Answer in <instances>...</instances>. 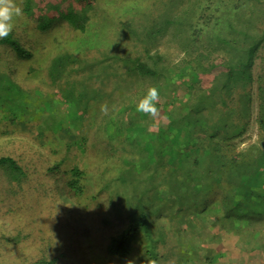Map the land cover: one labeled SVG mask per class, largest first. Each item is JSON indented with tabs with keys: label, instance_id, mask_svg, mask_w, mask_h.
Instances as JSON below:
<instances>
[{
	"label": "rangeland",
	"instance_id": "obj_1",
	"mask_svg": "<svg viewBox=\"0 0 264 264\" xmlns=\"http://www.w3.org/2000/svg\"><path fill=\"white\" fill-rule=\"evenodd\" d=\"M25 1L16 0L23 15L14 18L12 32L23 49L0 45V156H13L24 171L18 181L7 166H0V264H43L41 260L53 261L51 264H127L129 260L134 264L152 260L157 264H256L257 252L249 249L259 245L256 249L263 253L264 237L262 241L258 237L264 236V220L227 218L220 192L206 193L213 180L207 176L219 177L218 171L211 172L199 161L205 143H211L208 128L193 122L186 137L180 130L183 134L176 141L167 136L158 144L156 139L160 130L170 134L178 118L188 128L183 100L188 105L190 99L184 95L202 84L197 80L193 89L189 77L172 74L189 57L183 44L171 38L172 28L149 35L150 27H163L160 14L167 0H96L84 32L74 29L64 17L69 9L80 12L87 0H45L49 4L32 0L31 12L25 10ZM219 2L218 9H230L234 4L232 0ZM42 10L49 11L42 19L48 23L45 28L39 26ZM209 20L198 18L196 24L206 30L214 23ZM202 34L206 42V31ZM70 53L78 60L53 79L52 60ZM112 54L119 57L117 62ZM127 57H140L152 65L158 62L162 74L153 78L131 70L129 61L122 60ZM109 62L113 67L104 69ZM263 62L264 48L256 60V76ZM108 71L112 74L107 75ZM152 86L160 94L156 117L137 111V104ZM254 93L248 130L231 140L242 153L255 152L260 138L257 82ZM104 104L106 113L101 111ZM85 109L91 111L86 120L80 116ZM65 128L75 134L73 144L64 136ZM42 130L46 135H41ZM162 143L166 155L159 177H167V184L150 187L144 195L142 191L150 183L139 181L135 187L132 181H120L125 159L140 161L136 169L141 171L151 161L144 150ZM152 161L158 160L153 157ZM150 166L153 170L155 164ZM73 167L84 173L80 194L68 182L74 176ZM260 175L254 183L264 179V173ZM198 178L204 191L187 182L197 183ZM155 192L171 197L167 203L171 201L173 208L155 200ZM150 198L152 203L146 202ZM139 200L145 202L153 240H147L142 231L133 239L130 255H110L111 237L129 224ZM259 202L263 206L264 199ZM180 204L186 208L179 210ZM196 245L201 247L199 251ZM209 247H213L215 262L204 256ZM227 251L235 261L223 256ZM199 253L203 256L198 259Z\"/></svg>",
	"mask_w": 264,
	"mask_h": 264
},
{
	"label": "trees",
	"instance_id": "obj_2",
	"mask_svg": "<svg viewBox=\"0 0 264 264\" xmlns=\"http://www.w3.org/2000/svg\"><path fill=\"white\" fill-rule=\"evenodd\" d=\"M219 1L223 0H167L165 8L160 14L163 27L159 26L157 28L155 26L148 29L150 30L149 35L153 36L159 33L160 30L165 31L172 28L171 38L183 44L189 57L183 63L185 65L174 67V72L168 67L165 69L170 73L173 72L175 78L189 77L193 81L191 86L193 89V83L197 80L202 82L199 86L195 85L194 91L191 89L192 92L184 95L185 98L187 95L190 99L188 105L183 100L187 112V116L184 118H187L190 123L188 128L185 129L182 118H178L173 123L174 129L171 130L170 134L167 135L165 130H160L156 139L159 141L158 144L160 141H164L167 136H171L176 141L183 134L180 130L187 134L186 137L193 122H196L198 127H207L206 133L209 134L211 143H205L201 150L203 156L199 161L201 160L211 172L218 171L219 177L211 176V173L207 176V178L213 177V180L207 187L206 193L215 195L220 192L222 197L219 200L223 204L225 217L232 218L235 215L238 220L257 218L259 222H263L261 220H264V203L263 206L258 205V203H261L259 201L264 199V179L262 181L257 179L256 183L253 180L262 177L260 173H264V62L257 76L255 75L256 60L261 55V49L264 48V0H232L234 4L230 9L228 7L218 9L222 4ZM95 2L97 1L87 0L83 3L80 12L79 10L71 11L69 9L64 19L74 29L84 32L88 29L87 24L91 19L90 11L95 6ZM46 3L49 4L50 2ZM216 3L219 4L215 7ZM32 7V0H26L25 10L31 12ZM53 13L52 15H55ZM48 14L49 11L47 10L40 12L38 16L39 26L40 24L44 28L48 26V23L46 25L42 21ZM207 17L210 19L207 21L208 23L214 21L212 25L209 24L207 27V29L210 28V32L202 26L198 27V22L196 24L198 18ZM217 18L218 20H216ZM165 24L166 27H164ZM205 31L207 39L206 42H203L205 38L202 33ZM5 44L11 45L17 51L23 49L13 33L5 39H0V45ZM215 52H219V54L213 55ZM111 57L113 62H117V59H119L116 54H112ZM205 58H207L206 62ZM76 60L78 59L72 53L55 57L52 60L50 69L52 78L65 74L67 68L64 67ZM122 60L125 64H128L129 61L131 66L129 64L128 66L131 70L144 75L158 78L162 74V71L158 68V62L152 65L147 61H143L140 57L135 59L127 57L122 58ZM112 67L113 64L109 62L103 68ZM109 74L112 73L108 71L107 75ZM255 82H257V99L259 101L257 120L260 128V138L258 144L254 146L255 152L251 150L242 153V151L239 152L235 149V144L231 140L242 136L248 130L249 118L253 110V99L255 98ZM70 85H75V83L71 82ZM84 91H87V89ZM97 92L99 91L96 90L92 98H96ZM2 94L0 93V95ZM79 100H82V98ZM87 111L85 109L80 114L84 120L91 117V111ZM72 132L68 128L64 129V136L69 138L70 144L75 142L76 137ZM180 132L181 134H179ZM41 135H46L45 130L41 131ZM165 148L163 143L159 147L153 145L151 150L144 147L143 150L146 151L144 156L145 158L149 156L151 161L141 171L136 169L140 165V161L135 162L134 160L125 159V165L118 174L120 181L123 184H129V181H132L135 183V187H137L139 181L150 183L145 186L146 190L142 191L144 195L149 193L150 190L148 189L150 187L165 184L167 177H159L160 169L165 165ZM153 157L158 161L153 162ZM152 164H155L153 170L150 169ZM0 166H7L12 173V178L18 181L21 180V175L24 174L19 161L13 156H0ZM72 169L74 176L68 182L71 189L80 194L83 188L80 182L84 173L79 167H73ZM180 170L182 171V169ZM198 179L197 183L186 181L204 191L203 184H200V178ZM157 195L160 197L158 198ZM157 199L161 200L163 205L166 203L167 206H171V209L173 208L171 201L167 203V200L171 197H164L155 192V200ZM151 201L150 198L146 202ZM144 203L143 200H139L135 204V210L130 214L129 224L111 237L107 247L110 255L119 257L130 255L133 250V239L142 231L146 233L147 240H153L152 222L150 223L149 214ZM184 208H186L184 204L179 205V210ZM161 237L163 238V235ZM263 237L261 235L258 238L262 241ZM151 250L154 251V246ZM40 262L51 264L53 261L41 260Z\"/></svg>",
	"mask_w": 264,
	"mask_h": 264
},
{
	"label": "clouds",
	"instance_id": "obj_3",
	"mask_svg": "<svg viewBox=\"0 0 264 264\" xmlns=\"http://www.w3.org/2000/svg\"><path fill=\"white\" fill-rule=\"evenodd\" d=\"M23 15V9L16 3V0H0V39L7 38L14 29L13 20ZM160 100V94L157 87L152 86L148 89L147 94L137 104V111L151 117H156L159 113L157 104ZM101 111L107 112L106 104L101 105ZM127 264H134L133 260H129ZM149 264H157L152 260Z\"/></svg>",
	"mask_w": 264,
	"mask_h": 264
},
{
	"label": "crops",
	"instance_id": "obj_4",
	"mask_svg": "<svg viewBox=\"0 0 264 264\" xmlns=\"http://www.w3.org/2000/svg\"><path fill=\"white\" fill-rule=\"evenodd\" d=\"M191 245H195V244H193V243H191ZM259 246V245H258ZM258 246L256 247V248H258ZM196 247V249L199 251L200 249H201V247H199L198 245H196L195 246ZM211 248H213V247H209L208 249H206V252L204 253L205 255L204 256H206V258H208V259H210L211 261H212V259H213V261L215 262L216 261V258H214L215 256H213L214 254H212V249ZM229 248V247H228ZM244 249H246V250H248L247 249V247L245 246V247H243ZM256 248H250L249 250H252L253 252L254 251H256L257 253H256V258H258V260L259 261H254L256 264H261V262H263L262 260L264 259V247L263 246H261V250L260 251H262L263 253L262 254H260V253H258V249H256ZM188 250V249H187ZM225 251V250H224ZM224 253V252H223ZM228 251L226 252V255H223V256H228ZM197 255V254H196ZM236 255H238V256H244V254H241V253H236ZM195 256V255H194ZM201 256H203V254H201V253H199L198 254V256H197V258L199 259ZM230 261H235V258L234 257H232L231 255L230 256H228L227 257ZM224 259H226V257L224 258ZM243 261H247L246 260V258L244 257V259H243Z\"/></svg>",
	"mask_w": 264,
	"mask_h": 264
}]
</instances>
